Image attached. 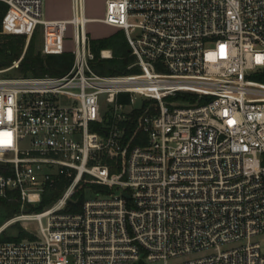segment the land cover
<instances>
[{"label": "built area", "instance_id": "built-area-1", "mask_svg": "<svg viewBox=\"0 0 264 264\" xmlns=\"http://www.w3.org/2000/svg\"><path fill=\"white\" fill-rule=\"evenodd\" d=\"M0 1L3 30L42 25L47 53L73 32L65 73L0 75V197L36 204L68 179L0 227L38 224L0 240V264H264V0H106L101 20L139 69L124 75L92 69L86 0L68 20L45 19L44 0ZM84 174L112 191L65 211Z\"/></svg>", "mask_w": 264, "mask_h": 264}, {"label": "trees", "instance_id": "trees-1", "mask_svg": "<svg viewBox=\"0 0 264 264\" xmlns=\"http://www.w3.org/2000/svg\"><path fill=\"white\" fill-rule=\"evenodd\" d=\"M8 11V5L0 1V69L6 68L18 59L24 51L20 59L17 70L23 75H53L58 76L65 73L73 63V53L71 51L42 53L35 47L34 35L32 34L26 44L28 34L25 32H5L3 30L4 18ZM90 48L94 54V58L90 61L92 69L103 75H124L136 73L139 71L137 67L128 68V65L134 61V56L130 53V48L126 40L124 32H117L109 37L97 38L90 40ZM110 48L112 56L102 58L100 50ZM25 49V50H24ZM253 78L264 82V68L253 75ZM137 111V115H138ZM134 125V121L130 123V128ZM136 141V140H135ZM0 164V171H3ZM58 182L54 188L46 189L41 196L40 202L36 204H24L19 196L18 190H10L6 196L0 197V227L10 218L21 211L40 212L49 207L62 193L68 184V179L64 176L63 170L59 172ZM93 190L97 194L108 193L112 191L108 185L97 178L84 174L75 187L70 200L68 201L65 211H80L85 198L86 190ZM17 222V221H16ZM18 227L16 235L5 234V229L0 231V240L23 238H34L32 232ZM10 224V225H11ZM9 226V225H8Z\"/></svg>", "mask_w": 264, "mask_h": 264}, {"label": "rangeland", "instance_id": "rangeland-1", "mask_svg": "<svg viewBox=\"0 0 264 264\" xmlns=\"http://www.w3.org/2000/svg\"><path fill=\"white\" fill-rule=\"evenodd\" d=\"M71 1V0H70ZM102 9H103V0H89V12L90 13H95V14H101L102 13ZM43 16H46V0H44L43 2ZM89 29H90V33H88L89 35V39H93L96 38L95 35L97 34H104L105 31H108L109 28L104 27L101 23L99 22H93L89 24ZM72 30H71V26L69 27V30L67 32L69 37L68 39H72ZM34 35V41H35V47L36 49H39L42 53H47L44 50V27L42 25H39L35 28L34 32L32 33ZM30 37L27 38L26 44L28 42ZM68 50H70L71 48H73V44H71V41L67 42V47ZM25 50V49H24ZM24 51L21 53L20 57L21 58L23 56ZM15 59L14 61L19 60ZM13 61V62H14ZM0 75H6V76H19V75H23L20 71L17 70V68L11 69L6 73H0ZM135 99V104L137 106H139L142 102H143V97L139 94H135L134 96ZM171 99V98H168ZM23 144H26L25 142ZM97 196L101 197V195H98L97 193H95L93 190H86L85 192V198L86 199H94ZM21 213H30V212H25V211H21ZM45 220V219H44ZM15 223H19L18 226L22 227V229L29 231V232H34V231H38V224L37 222L33 221V220H19ZM18 232V227L15 226V224H11L9 226L6 227L5 229V234L7 235H16ZM262 245H263V249H264V241H261ZM146 264H164L163 261H148Z\"/></svg>", "mask_w": 264, "mask_h": 264}, {"label": "crops", "instance_id": "crops-1", "mask_svg": "<svg viewBox=\"0 0 264 264\" xmlns=\"http://www.w3.org/2000/svg\"><path fill=\"white\" fill-rule=\"evenodd\" d=\"M105 9H106V0H103L102 13L99 15L95 14V13H90L89 12V0H86V16L89 19H92L91 21H89L87 23V32L88 33L91 32L89 29V24L93 23V22H99L104 27L109 28V30L105 31L104 34L95 35L96 38H93V39L105 38V37H109V36H111L117 32H124L123 29L116 27V26L106 24L101 20L105 15ZM71 16H72V7H71V1L70 0H46V16H45V19H47V20H68L71 18ZM70 26L71 25H68L65 37L62 39V41L59 42V45H57V47H56L57 51H59V52L72 51V48L70 50H68V48H66L67 42L71 41V44H73V39L69 40L68 39L69 37H67L68 36L67 32H68ZM71 30H72V26H71ZM105 49L111 50L110 48H105Z\"/></svg>", "mask_w": 264, "mask_h": 264}, {"label": "water", "instance_id": "water-1", "mask_svg": "<svg viewBox=\"0 0 264 264\" xmlns=\"http://www.w3.org/2000/svg\"><path fill=\"white\" fill-rule=\"evenodd\" d=\"M125 196H127V193H124Z\"/></svg>", "mask_w": 264, "mask_h": 264}, {"label": "bare ground", "instance_id": "bare-ground-1", "mask_svg": "<svg viewBox=\"0 0 264 264\" xmlns=\"http://www.w3.org/2000/svg\"><path fill=\"white\" fill-rule=\"evenodd\" d=\"M92 19H89V21H91Z\"/></svg>", "mask_w": 264, "mask_h": 264}]
</instances>
